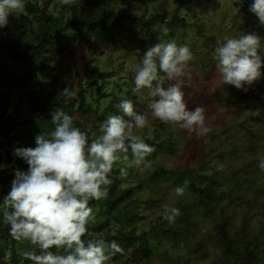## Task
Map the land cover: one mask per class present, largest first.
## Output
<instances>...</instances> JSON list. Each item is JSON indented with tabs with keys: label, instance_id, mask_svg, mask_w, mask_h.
Segmentation results:
<instances>
[{
	"label": "trees",
	"instance_id": "trees-1",
	"mask_svg": "<svg viewBox=\"0 0 264 264\" xmlns=\"http://www.w3.org/2000/svg\"><path fill=\"white\" fill-rule=\"evenodd\" d=\"M124 7L112 17L108 6L100 3V0H77L74 5H63L61 0H42L40 5L36 0L25 1V14L20 16L11 15L6 27L0 29V207L3 204V197L10 191L11 181L14 178V170L27 171V164L18 156L13 155L14 149L18 147H35V137L40 134L47 135L53 130L52 113L57 109H62L66 114L73 117V124L88 132L91 139L94 135L100 134V124L106 120L109 114L122 115L120 110L113 103L120 102V98L127 95L133 100L134 108L148 112V102L142 101L137 94L130 93L123 95L112 94L111 100L102 110L93 106L86 99L82 78L91 68L90 62L96 60L93 52L90 51L87 65L81 69L76 65L75 73L81 89L78 90V98L73 100L65 99L60 93L65 87L72 89V79L67 73L66 84L61 82L57 76L50 75L46 80L37 78L39 73L52 70L57 64L61 65L64 57H74L85 45L95 38L97 43H102L111 48L121 45L127 47L124 38H130L133 25H137L139 40H146L147 47L154 42H159L158 35L165 39L179 36V40L187 35V28L196 27L197 35L206 41H212L213 36L208 34L201 22L188 21L185 14H179L175 10L168 14L162 3L154 7V12L145 15L138 12L135 7L139 0H122ZM144 1V0H143ZM182 0L179 1V4ZM102 4V5H101ZM258 17L254 14L252 27L259 36L264 30V25L258 23ZM163 24L168 29L167 34L159 28ZM142 58H139V61ZM264 67V64H262ZM100 75L103 78V74ZM133 85V76H130ZM105 80V78H103ZM34 86H30V84ZM145 90V94H146ZM97 99L106 96L105 92L96 88ZM91 96H94L91 94ZM260 108V104L256 106ZM84 115L85 121L79 116ZM127 119V117H126ZM87 122L94 123L92 129H87ZM165 123L159 121L155 123V130L164 128ZM93 130V134L91 133ZM212 134L208 135L210 140ZM248 151L253 159L235 167L229 172L233 187L241 188L245 185L250 189L255 173H262L258 167L259 158L254 155L259 147L264 146L260 142L259 135L246 133ZM146 143L156 146L153 154L157 151H173L175 143L172 134L163 138L155 139L145 136ZM237 146H233L234 152ZM224 152H217L219 158ZM123 166L117 162L113 167L110 178L113 180L109 188V195L106 199L92 200L89 206L93 208L95 220L88 224L89 232L97 237L105 238L109 241L115 240L123 249V254H116L110 261L117 264H145L155 253L154 247L150 244L147 233L138 230V221L142 215L137 212L142 202L153 205L154 199H142L136 194L139 185H124L119 176V168ZM177 175L164 168L152 171L148 176L151 183L157 185L160 181L167 180L170 176ZM240 175L241 178L237 176ZM198 180H206L205 184H195L189 181L190 188L195 203L200 207L204 216H212L217 211L215 218V234L211 243L222 253L220 264H255L260 254L264 259V239L260 241L256 237L250 236L249 218L243 215L241 224L231 231V216L224 213L220 200L225 196H231L226 190H217L221 181L214 174L199 173L194 176ZM177 181H182L179 174ZM264 186H258L254 190L255 196H246L245 191L237 195V198H247L248 206L258 205L264 210V201L259 202L257 197L262 193ZM181 215L176 218L179 227L173 229L171 225L161 227V232L170 234L173 240L178 241L185 233H188L195 226L192 221V214L187 205L178 207ZM161 223L164 221L160 215ZM159 221V220H158ZM154 227V226H153ZM179 228L182 230L180 232ZM211 238L212 236L209 235ZM84 239H88L87 236ZM9 243V245L5 244ZM15 242H19L23 249L29 250L32 246L27 241H16L8 234V226L4 224L3 217L0 216V264H32L24 259L15 248ZM11 247L9 258L5 255L6 247ZM261 246V247H260ZM204 248V242L195 244L194 248L187 250L197 254ZM55 251V249H52ZM206 254H198L204 257ZM191 257H185L187 264ZM177 264V263H170Z\"/></svg>",
	"mask_w": 264,
	"mask_h": 264
},
{
	"label": "clouds",
	"instance_id": "clouds-1",
	"mask_svg": "<svg viewBox=\"0 0 264 264\" xmlns=\"http://www.w3.org/2000/svg\"><path fill=\"white\" fill-rule=\"evenodd\" d=\"M76 2L61 0L63 5ZM25 10V0H0V29L8 25L11 15L20 16ZM249 10L264 25V0H254ZM163 32L167 34L168 29ZM259 49L261 38L255 33L218 39L213 59L221 85L247 91L246 85L259 80L264 64ZM192 60L187 44L159 40L147 47L139 63L130 66L134 74L130 90L148 101L149 113L137 112L133 100L124 95L116 105L122 115L109 114L100 124V134L90 139L88 132L73 125L71 115L57 109L52 113L53 130L37 135L34 148L14 149L13 155L28 167L27 171L14 170L0 216L14 240L32 246L20 252L24 259L32 264H109L113 256L123 254L124 249L114 239L89 232L87 226L95 220L89 203L108 197L117 162L123 165L119 168L121 178L129 175L130 168L150 167L147 157L155 148L134 131L147 127L149 116L194 132L198 138L213 132L212 124L206 123L205 108L189 110L184 100L182 88L185 78L191 79L188 69ZM60 95L77 99L78 90L65 87ZM246 115L255 117L260 112L248 110ZM258 167L264 171V156L259 158ZM187 183L175 188L177 196H183ZM180 215L178 207L164 205V220L173 223Z\"/></svg>",
	"mask_w": 264,
	"mask_h": 264
},
{
	"label": "rangeland",
	"instance_id": "rangeland-1",
	"mask_svg": "<svg viewBox=\"0 0 264 264\" xmlns=\"http://www.w3.org/2000/svg\"><path fill=\"white\" fill-rule=\"evenodd\" d=\"M27 1V0H25ZM34 1V0H33ZM40 5L42 0H36ZM51 0L49 8L52 6ZM139 0L135 10L148 15L154 12V7L162 3L168 14H172L175 10H179V14H185L188 21L201 22L208 34L213 36L212 41L201 39L197 35L196 27L187 28V35L179 40V36L171 39L162 38L158 35L159 40L168 41L175 40L178 45L187 44L192 53L193 60L189 63V72L191 79L185 78L184 100L189 110H194L197 106L205 108L206 123H211L213 137H197L194 132H189L179 128L178 125L165 123L164 128L155 130V123L159 122L149 116L148 126L144 129H134L136 134L142 138L149 136L152 139L163 138L168 134H172L175 143L173 151H157V153L147 157L151 162L148 168H130L129 175L121 178L124 185L135 184L137 187L136 194L142 199H154L156 203L153 205L142 202L137 212L142 215V219L138 221V230H144L147 233L150 244L154 247V255L146 261L145 264H170L183 263L185 257H191L187 264H220L219 260L223 256L221 251L211 243L215 234V218L218 217L215 212L212 216H204L200 207L195 203L188 183L192 180L196 185L205 184L206 180H198L194 176L199 173L207 175L216 173L221 181L217 186V190H226L231 196H225L220 200V206H223L224 213L231 216V231L239 226L243 215L249 218L250 236L258 238L260 241L264 239V210L258 205L248 206L247 202H243L247 198H237V195L245 191L246 196H255L254 190L258 186H264V172L255 173L250 189H246L245 185L241 188L233 187L229 177V172L235 167L246 161L253 159L252 154L248 151L246 133H255L259 135L260 142L264 144V67H261V77L254 81L251 85H246L247 91L237 89L230 84H222L219 74L215 68L216 61L213 59L214 48L218 39L223 36H238L241 33H256L252 27L254 13L250 9V5L254 0ZM100 3L109 7L112 17L124 7L122 0H100ZM101 4V5H102ZM258 23H260L258 21ZM161 30L165 27L163 24L159 26ZM138 26L133 25L130 38H124L127 47L117 45L115 48L97 43L96 39L85 45L80 51H77L74 57H64L61 65H56L52 70H46L39 73L37 78L46 80L50 75L57 76L59 80L67 86L66 79L69 72L73 89H81L78 81V75L75 73L76 65L81 69L87 65L90 51L93 52L96 60L89 63L91 71H88L82 78V86L86 99L93 106L103 107L110 102L112 94L123 95L131 92V78L134 74L130 71L133 63H139L145 52L146 38L139 40L137 32ZM261 38L262 49H259L262 61H264V30L259 34ZM158 42H154L155 45ZM103 74V78L100 75ZM30 86H33L32 83ZM100 87L106 96L97 99L96 88ZM34 87V86H33ZM215 90V91H214ZM93 94L94 96H91ZM146 101L147 100H142ZM114 106L118 103H113ZM260 104L258 109L259 116H247L246 111L257 110L256 106ZM139 110V113H149ZM74 113L73 116H79ZM116 115L115 113H112ZM85 121V116H79ZM74 125V124H73ZM94 123L87 122L86 128L92 129ZM75 126V125H74ZM93 134V130H91ZM237 146L234 152H231L233 146ZM154 146V145H152ZM156 146H154L155 148ZM156 149V148H155ZM224 152L223 157L219 158L217 152ZM264 156V146L259 147L254 158ZM129 160L131 154L129 151ZM164 168L177 175L170 176L165 181H160L157 185L151 183L148 176L153 170ZM181 174L182 181L176 178ZM241 178L240 175L237 176ZM187 181L183 196H177L175 188L184 186ZM258 201H264V189L257 197ZM179 207L187 205L192 214V221L195 226L188 233L175 241L170 234L161 232V227L171 225L173 229L179 227V222L175 220L169 223L164 220L162 223L158 217L163 213L164 205ZM159 220V221H158ZM154 226V227H153ZM180 232L182 231L179 228ZM209 235L212 237L210 238ZM203 241L204 248L193 254L187 250L194 248L195 244ZM9 245V243L5 242ZM261 247V246H260ZM17 252L25 251L19 242H15ZM205 253L204 257H198V254ZM11 247L7 246L5 255L9 258ZM260 254L259 260L255 264H264L263 256ZM109 264H117L109 261Z\"/></svg>",
	"mask_w": 264,
	"mask_h": 264
}]
</instances>
